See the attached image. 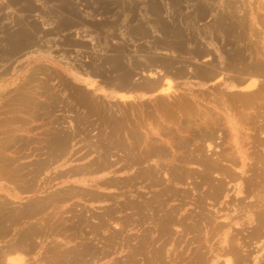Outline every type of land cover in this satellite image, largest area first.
<instances>
[{"label":"bare ground","instance_id":"6f19581e","mask_svg":"<svg viewBox=\"0 0 264 264\" xmlns=\"http://www.w3.org/2000/svg\"><path fill=\"white\" fill-rule=\"evenodd\" d=\"M88 1H90V0H88ZM238 1L239 0H222V3H223L222 7L224 6L223 8H225L223 10L224 12L222 14H219L217 17H214V19H213L216 22L215 28L211 32V34L214 35V40H218L220 37H221L220 39L222 41H224V43L226 41L228 42V38H230L232 40V42L234 40V44L231 42H229V43L226 42L227 45L224 44V47H221L219 49L220 58H221V62H222V63H220L221 65L218 64L219 62L216 64L214 63L215 61L217 62V60H216V57L214 56L213 51L211 52L208 49L201 47V44L199 43V40L196 37V35H195V38H196L195 39L194 34L191 35L188 33V29L186 28V26L192 24V20H191L192 18H188V19L186 18L185 19L184 24L186 26H184L182 23H180L178 21L179 18L177 16L178 15L177 12L179 13V11L184 7L185 0L168 1L166 3H161V2L158 3L156 1L149 0L148 2H146V4L144 6H141L140 3L138 4L135 0H109V1L105 0L103 3H101V4H104L105 6H100L99 8H96L95 10H93V13H96L98 15L100 14V15L105 16L107 18V20L105 18L106 22L104 24H98L97 23L98 26L95 25L93 27L92 34H93L94 38H97V39L102 38L105 33L110 31V29L112 27L116 28L117 24H119L118 26L121 25V27H124V29L122 31L121 30H120V32L115 31L112 34V38H118V40L119 39L123 40L122 45L117 46V47L116 46L105 47L106 52L112 53L109 55L108 59H109V62L113 64V69L117 71V76L114 79H107L106 78L107 81H104V80L103 81L107 85V87H110V85L113 86V92H111L112 95H109V98L113 99L117 95L116 96L117 100H115V102L118 101L116 103L117 108H119L118 106H125V109H127V112H129V111H134L135 107H133V105L135 106L137 104L139 113L143 109H146V108L148 109V107L150 105L154 106L155 108L162 106V108L164 107L166 109H168V107L172 108L175 106H179L180 109H184L183 108V106H184L185 108H187L190 111V109L192 110V108L196 107V106H193L192 104H194V103H192L191 104L193 106V107L191 106L192 108L187 107L190 103H188V104L185 103L187 101V100L186 101L184 100V97L186 98V95L182 96L183 94L181 93V89L179 90V88H177L176 86H174V87H176L177 89H173L174 88L173 84H171L172 79L186 80V79L193 78V79L203 81V82L216 81L217 83H218V81H221L220 86H218L219 84H216V86H218V87H216V88L214 87V89L216 91H214V90L213 91L215 93L217 92V93L221 94L223 100L226 102V104L229 106L230 109L232 108L234 110V108H235V110H234L235 113L233 112L232 115H230L226 111V113L229 116L228 117L229 120H227V123L230 125V129H231L230 131L232 132V134H231L232 137L234 138L236 135H238L239 132H241L240 134H242V131L244 129H247V130L252 129V131H253V128L256 131L259 130L263 134L264 133V122H263V124L260 123V125H258V123L262 119H263L262 121H264V38H262L261 34L258 33L257 30L255 29L256 26L262 24V21H260V19L256 15V13H254V12L251 13L252 17H251L250 21L248 20V17L245 15L240 17V18L236 17L237 15L235 16V13L238 12V9H240V6H241V5H239V6L237 5ZM261 1H263V0H261ZM97 2H95V3H97ZM218 2H220V1H218ZM114 4H118V5H114ZM197 4H199V2ZM261 4L262 3H260V5ZM260 5H258V9L262 10V7H260ZM67 6H68V4L66 5V7ZM204 6L205 5L203 4L202 6L200 5V7H197V9L199 8V12H198L199 16H197V17H199V20L200 19L203 20L202 18H205V17L208 18L211 15V13L209 12L210 11L209 9L212 8L211 7L212 5L211 6L209 5L211 7V8L209 7V9L207 7H204ZM262 6H263V4H262ZM218 7H219L218 9H220V4ZM61 8H62V10L61 11L59 10L60 13L63 16L68 15L67 18L70 19L69 20L70 22L64 23L63 25L57 24L58 27L61 25L60 26L61 31L63 30L62 28H64L66 30V28H70V27L84 30L87 26L94 24L93 22L88 21L84 18H80L79 16L76 17L75 16L76 14H74V13H68L67 14L66 13L67 9L65 8V6L61 7ZM169 8L171 10H174V14H172V15L169 14V19L163 18L164 16H162V18H160L159 15H163V13L167 12V10ZM197 9H196V11H197ZM182 11H183V9H182ZM215 11H217V10H215ZM240 11H239V13H241ZM56 13L57 12H55V14ZM242 13L244 14L243 10H242ZM61 14H60V16H62ZM153 16H154V18L151 21L149 19L148 22H146V23L140 22V20L145 19L146 17L152 18ZM61 20H63V19L61 18L59 20L62 23ZM247 21H249V23H248L249 24L248 27L250 28L249 32H247L245 29V25H246ZM64 22H66V21L64 20ZM130 23L131 24L133 23V25H132L133 27L131 26ZM210 25H212V24H210ZM115 28H113V29L116 30ZM91 29H92V27H91ZM59 30L60 29L58 28V31ZM215 30H218V32H220V33L215 32ZM154 32H156L157 35H161V38L160 39L158 38V40H155L151 47H149L148 49H144L142 46H140V48L136 47V49L133 51V53L129 52V51H131V48L128 47V44L126 45V43L128 41H132L135 43V42H137V40L139 38L145 39V37L150 36V34H153ZM262 35H263V33H262ZM86 36H87V34H86ZM170 38H171V40H169ZM178 38H180V40H178ZM210 38L213 39V37L211 35H209L208 37H204L203 39L205 41L206 40L207 41L212 40ZM70 40L65 39L64 43L69 44V45L71 44L70 46H75L74 42L73 41L71 42ZM43 41H44L43 38L40 39V38L33 37V39H32V38H29L28 35H23L22 33L18 34V35L6 37L5 42H7V44H6L7 46H6V50L2 54H5L6 59H9V60L17 59V58L22 57L23 55L24 56L28 55L29 53L31 54L33 52H39L41 50L40 47L42 46ZM44 45L46 46V44H44ZM81 45L84 47V44H82V42H81L80 45L79 44L77 45V46H79V49H81L80 48V47H82ZM136 46H138V45H136ZM190 46H193V48L189 49ZM133 48L134 47H132V49ZM83 50H84V48H83ZM85 50H88V49H86V47H85ZM156 51H165V52H170V53L173 52L174 54L177 53V57L183 53L184 54L187 53L190 55L192 54V56L194 55L195 58L196 57L208 58V60L205 59L204 61L211 60V62L209 61L210 63H208L206 65H198L197 67H195L196 69L193 70V72L191 74H188L187 72H185V69H183V66L177 67V63H176L177 61L175 62L174 60H168L169 58L161 60V59H156L150 55H146V54L156 52ZM2 54H1V56H2ZM190 62H192V61H190ZM235 62H237V63H235ZM203 64H205V63H203ZM76 70L78 72H84V74H86V75H93V76H97V77L103 76V72H102L103 69L101 70L100 68H97V66L93 67L91 65H87V66L79 67ZM138 75H141V76L146 75L147 77H145L142 80H135L134 77L138 76ZM103 77H105V76H103ZM87 79H90V78H87ZM170 79H171V81H170ZM1 80H2V78H1ZM71 83L69 82L68 84L71 85ZM223 84H225L230 89L236 88L237 89V90L235 89L236 92H234V91L232 93L229 92L228 93L229 95H227L226 92L224 94L223 91H225V90L221 87V86H223ZM106 85H105V87H106ZM201 86H203V85H201ZM26 87H25V83L16 87L19 89H17L16 93H14V95L12 97V102L15 105V107L17 106V107H20V109L25 108L27 110V107H24L23 105H26V104L37 105V103L34 102V100H36V99L30 97L29 95H28V97H30L29 99L30 100L32 99L33 102L29 101L30 102L29 103L27 100V97L26 98L23 97L26 94L23 95L21 90L26 88ZM68 89H70V88L68 87ZM76 90H77V88H76ZM79 90H80V92H82L81 90H83V89H79ZM179 91L181 94L179 93V95H178ZM193 91H195V90H193ZM184 92H186V91H184ZM207 94H209V93H206V95L205 94L204 95L205 96L210 95V94L209 95H207ZM82 95L84 97L86 96L85 93L84 94L82 93ZM172 95L174 97H172ZM189 96H190V94H189ZM225 96H226V99L224 98ZM79 97H81V95H79ZM91 97H94V96L92 95ZM98 97L99 96H97V97L95 96L96 99ZM99 98H98V100L95 99L96 102H93L94 104H92V103L91 104L89 103V104L91 106L92 105L95 106V108L96 107L99 108L100 106L103 105L102 104L103 101L101 102V99L99 101ZM187 99H189V98H187ZM209 100H211V98ZM218 100H219V98H218ZM83 102H85V101H83ZM110 103L112 104V102H110ZM81 104H83V107L86 106V105H84V103H82V101H81ZM99 104H102V105H99ZM33 105H31V106H33ZM199 105H200V103H199ZM107 106H108V104H106L104 107H107ZM37 107L39 108L40 106L37 105ZM37 107H35V109L38 111ZM108 107L110 108V106H108ZM179 107H177V109ZM11 108L14 109V107H11ZM28 108H29V106H28ZM196 108H198V107H196ZM85 109H88V108H85ZM102 109L104 110V111L101 110V111H103L102 113H105L107 111L106 108H105L106 111L104 108H102ZM119 109H122V107H120ZM130 109H132V110H130ZM173 109L174 108H172L171 110L173 111ZM212 109H210L209 111L208 110L200 111L201 109L199 111H196L198 114V115H196V117L197 118L199 117L202 119V122L200 124L203 125L202 127L204 129H201L200 124H197V126L200 125L198 128L195 126V124H193L195 126V128H197V130H198V131H193L194 128L191 129L190 128L191 126H190L188 129H191L192 133L188 132L189 130H186L189 134L191 133L189 138L184 137V139L181 138L182 139L181 140L178 137L180 139L181 143L178 142V144H180V145H177L178 146L177 149H179V146H181V148H184V150L187 151L186 147H190L189 145H193V143L191 144V142H190L191 140L192 141L195 140L194 145L196 144V139L198 140V142L199 141L204 142L203 145L205 143H209V145H211V144H213L212 143L213 141H216L215 139L217 137L216 136L217 130L219 131L220 129H222V126H220V125H222L221 118H223L222 117L223 114H220V112H215ZM148 110L150 111L151 108ZM148 110H146V111H148ZM188 110H187V112H188ZM111 111H109V113L106 112L105 115L106 116L108 114L110 115ZM135 111H137V110H135ZM151 111H153V109ZM155 111H156V113L157 112L160 113V110L159 111L155 110ZM164 111H161V113H163ZM168 111L166 110V112H168ZM176 111L177 110L175 109V113H176ZM179 111L182 112V110H179ZM184 111L185 110H183V112ZM17 112H18V109H17ZM124 112L126 113V111H124ZM137 112H135V113H137ZM153 112H152V114H153ZM166 112H164V113H166ZM31 113H33V112H31ZM98 113L100 114V112H97V114L94 112V115L96 114V116H99ZM125 113L123 115H125ZM129 113L131 114V112H129ZM145 113H147V112H145ZM184 113H186V112H184ZM189 113H192V116H194L193 112H189ZM101 114H100V116H101ZM115 114H116V112H114V115ZM130 114H128V115L130 116ZM142 114H141V116H142ZM149 114H150V112H149ZM109 115L107 117H109ZM121 115H122V113L120 114V116ZM36 116H37V114H36ZM36 116H34V118H36ZM190 116H191V114H190ZM100 118L101 117H99V119ZM122 118L120 117L121 122H123V120L127 119V118L126 119L123 118V120H122ZM187 118H188V115H187ZM197 118L195 120L192 119V122H193V120L196 121ZM19 119H21V118H19ZM114 119L116 120L115 117H114ZM165 119H166V117H165ZM188 120H189V118H188ZM128 121H129V119H128ZM189 121H191V120H189ZM55 122H56V120H55ZM102 122H103V120H102ZM140 123H142V122H140ZM224 123L226 124L225 121H224ZM5 124H7V122ZM2 125H3V123H2ZM123 125L125 126V124H123ZM132 125L130 124V126H132ZM7 126H9V128H10V126H12V125L8 124ZM116 126L118 127V125H116ZM3 127L6 128V125H4ZM187 127H188V125H187ZM1 129H3V128H1ZM125 129H129V128H125ZM223 129H224V127H223ZM3 130H6V129H3ZM15 130L13 132H17ZM114 130H116V128ZM124 130H123V132H124ZM132 130H133V133L131 132V135L129 134L130 136L128 135L129 137H126L125 142H122V143L118 142V144H116L114 142L115 145L112 144V141H110V143L112 145L110 143H109L110 145H107L108 140L105 141L103 138L102 142L104 143V141H105L107 144L101 143L97 146V148L94 149L93 154L91 152L87 153V156L95 155L92 161L90 159L86 163L79 165L77 168L74 167V168H71L68 170H63L59 174L57 173L56 176H53L54 178L51 177V178H53V180H59V183H62V184L67 183L70 180H74L77 183L84 184L85 187L79 188V189L78 188L72 189L71 187H70L71 189H68L67 187H66L67 189L66 188L65 189H63V188L62 189L61 188L60 189H51V191L47 192L46 195L43 194L44 196H41L40 198L39 197L36 199L33 198V200H30V201H27V202L21 203V204H15L16 202L14 203V199L16 198V194L20 193V192H27V193L30 192L31 193V191L33 192V191H35V189L37 190V188H35V183H37V182H35V179H36L38 172L40 175H41V173H40L41 170H42V172H46L43 170L47 169L51 165L52 162L49 163V161H48V163L47 162L41 163L39 165V168L36 167V170L38 169L37 172H35V168H33L31 172L28 169V171L26 173H28V172H30V173H28L27 179L22 181V176L20 174L22 171L21 167L24 168L23 166H25V165H21V164L15 165L14 164V161H15L14 158L15 157H12V159H10L11 156L9 155L10 156L9 157L7 154H5L6 156L9 157V159H8V157L5 156L6 157V159H5L2 157L4 154L3 153L4 151L1 152L3 154L0 156L1 157L0 158V178H1V180L5 179L6 177L8 178L7 175L9 173H11L10 177L17 184L15 187L19 190H18V192H14V190L9 191V189H8V190H6V193L8 192L7 195H4V196L0 193V264H34V263L36 264L37 262H38V264H100V263H97V261L98 260L100 261L101 259H105L107 257V255H105V254L103 255V253H101V250H102L101 246L98 247V248L101 247L100 250L96 249L95 246L97 243L94 242L95 243V246H94L92 243L89 242L88 234H89V236L92 233H93L92 235H94V234L96 235L97 233L100 234L101 232L108 230V233L109 232L111 233V234H109V236L111 235L113 239H116V238L118 239L121 237L120 232L124 233L123 228L125 226L126 227L130 226V228L131 227L135 228V226H139L141 228H144L143 224L144 223L146 224L148 222H149V224L152 223L153 227L152 226L150 227V225L148 226V229L145 227L146 228L145 233L143 231H141L144 234L141 235V237L139 235L140 238L138 239V241L136 240L135 244H137V246H135V247L133 246L135 248L134 249L135 253H137V252H139V254L145 253V256H143V257H145L144 261L142 260L143 263L140 262V264L141 263L142 264H264V163H263L264 162V156H263V153H259L258 150L257 151L254 150L255 152H253V155L251 154L252 157H250L251 155H248L247 151L242 149L243 147L248 145L247 142L250 143V141H248V140L246 141L244 139V138L249 136L248 133L245 136V132H243L244 138L241 135L238 136V138L241 137V140L238 138L235 139V141L238 143L236 145H238V146L240 145L238 148L239 156H237L236 153L234 152L236 149L232 150V152L235 153V155L237 157H235V155H233V153H231V149H230V151L229 150H220L221 152L219 151L220 154L217 155V157H215L216 159L214 158V156H213L214 159L212 157H206V156H204V154H206V152L202 148L203 146L202 147L200 146L201 142L197 143V145H199V146L195 145V146H197V147H195L196 149L194 148L195 149L194 154L198 153L197 156H199V158L194 156V157H196V159H191L190 158L191 155H189V157H187V155H185L187 152H189V154L193 153V151L190 152V150H192V149H190V150L188 149L189 151H187V152H184V150L181 148L179 149L180 151L183 150V152L185 154L183 152L182 153L187 157V158H185V160H182V158L185 157L182 154L183 155V157H181L182 161L189 162L188 164H190V163H195L196 165L198 164L199 168L200 167L202 168L201 180L199 183L197 181L198 185L197 184L194 185L195 188H193V190L196 189L198 191V189H199V192H200L201 191L200 189L202 187L203 188L205 187V191H206V192L203 191V192H201V194H198L196 197L197 198H198V196H200V197L196 200L194 199V197L191 198L192 203H193V200H195L194 206H196V208L195 207H193V208L195 210L196 209H198V210L197 211L194 210L195 212L191 213L190 211H193V209H192L189 211L190 213L186 212L189 214L183 215L182 213H180L181 212L180 206H178V207L175 206V208L174 207L173 208H171V207L167 208L166 207V205L170 201V198L174 199L175 194H177L179 197L181 195L180 192H179L180 195L178 194V192H175L177 190L181 191L180 189H178V188L176 189V187H175V191H174L173 186H170V185L179 184L180 182L183 181V178H184L183 177V174H184L183 171H185L187 169V167L185 166L186 169L183 170V168H185V167H183L184 165L180 164L179 163L180 161H179L178 163L180 164V166L182 165V167H183L181 169V171L183 170L181 173V171L178 170V166H175V165H178V163L176 164V161L180 159V156H179V158L177 157L176 161H174L175 158L172 160L173 162H175L174 167L177 168V170L172 166V168L175 169L174 170L175 172L172 173V175H173L172 177L169 175L170 179L171 178L172 179L170 180L168 178V180H167L168 184L165 186V188L159 189L160 191L159 190L157 192L155 191V193L154 192L152 193V191L150 189L151 192L150 191H148V192L151 194H154V196L150 195V197L151 196L152 197L151 198L147 197V199L144 198L145 200H142L145 195L142 194L143 196H139V195H141L140 192L139 193L136 192V189L138 190L140 188H143L145 190H149V188H151V186H152V179L154 177H156L157 172L159 170L161 171V167H164V165H162V166L160 165L161 166L160 167L158 164V161L155 160L156 161V163H154L156 165V166L154 165L155 169H154V167L153 168L151 167L152 165L144 166L146 169L144 167H143L144 169L143 168L141 169L139 166L140 170H142V171L138 170L139 168L138 169L136 168V170H138L139 172H137V173L134 172L132 175H129L130 170H133L132 168L135 167V165L142 164L143 162H146V164H147V162H148L147 160H149L148 163H150L154 159H158V158L159 159L161 158V160H162V158L164 160H167L168 157H164V156L169 155L170 152L167 153L166 149L168 150V148H165L166 145H165V147H163L162 144L159 145L158 143H154V141H155L154 139L153 140L150 139L151 141L149 139H147V140H149V142L146 139H145L146 142L142 141L143 139L141 137H138V135H136L134 133L135 130L134 129H132ZM110 131H112V130H110ZM165 131H166V129H165ZM13 132L11 131V133H13ZM137 132H140V130L138 131V129H137ZM101 133H103V131ZM117 133H118V131L116 132V134ZM119 133H121V132H119ZM162 133L164 134V131H162ZM222 133H224V132H221V134ZM106 134H108V132ZM111 134L114 135V133H110V135ZM125 134H126V130H125ZM125 134H124V136H125ZM148 134L151 136L153 133L152 134L148 133ZM221 134L219 135V138L225 141L227 135H225V134L221 135ZM101 135H103V134H101ZM113 135H112V137H115ZM118 135L122 136L121 134H118ZM165 135H166V132H165ZM173 135H175V134H173ZM177 136H180V135L177 134ZM14 137H15V135L14 136L13 135H10V136L7 135L4 138L5 140L4 141L2 140L3 143L7 144V145L2 144L3 146L0 145L2 150H6V151L9 149L11 150V147L15 148V150L13 148L14 151H16L17 149H19V150L24 149L20 145V144H22L23 139H21L22 140V142H21L20 139L17 140L18 139L17 136H16V138H14ZM66 137H67L66 135H59V136H56V138H55V136L51 137V138L56 139L54 142L55 149L57 148L56 150L62 149L61 146L65 145L66 140L69 141L68 140L69 138L67 139ZM173 137L176 138L175 136H173ZM250 137H251V135H250ZM108 138L110 139V137H108ZM242 138H243V140H242ZM251 138H253V136ZM262 138L258 139V137H255L251 143H253V145H255V147H259V148L264 149V140ZM72 139L74 140L75 138H72ZM199 139H202V140H199ZM24 140H26V139L24 138ZM116 140H119V139H116ZM172 140H173V138H172ZM244 140L246 141V144H247V145L245 144V146H243L239 143V142L244 141ZM71 142H72V140H71ZM175 142H177V140ZM222 142H220V143H222ZM225 142H223V143H225ZM174 144H172V145H174ZM176 144H175V146H176ZM228 144H230V143H228ZM242 144H244V143H242ZM58 145H59V148H58ZM220 145H222V144H220ZM225 145L226 144H224V147H226ZM230 145H232V144H230ZM241 146H243V147L241 148ZM48 148L49 147L47 146V149ZM66 148L68 149V147H66ZM212 148L214 149L215 147L212 146ZM212 148H211V150H212ZM252 148H253V146H252ZM67 149H65V150L67 151ZM221 149H222V147H221ZM113 150L114 151L119 150L120 152L122 151V153L125 152V154L123 156L124 158L123 159H122V157L119 158V160L120 159L123 160V161L120 160V162H122V163L124 162V164L120 163L122 165H120L119 167H118L119 161H118V163H114L117 160L114 161V160L110 159L111 156H113L112 154L117 152V151L114 152ZM136 150H138V151L136 152ZM20 151H17L15 153H18ZM62 151H64V150H62ZM227 151H229L230 153ZM116 154H114V155H116ZM249 154H250V152H249ZM211 155H214V153ZM63 156H64V154H63ZM82 156H84V154ZM82 156H80V157H82ZM85 156H86V154H85ZM170 156H172V155H170ZM61 158L62 157H60V160H61ZM86 158H88V157H86ZM51 159H49V160H51ZM53 159H54V157H53ZM53 159H52V161H54ZM55 159L57 160V157H55ZM77 159H79V156ZM82 159H83V157H82ZM151 159H153V160H151ZM247 162H249V163L251 162V164H250L251 166L249 168H246V166L249 165V164H247ZM36 163H38V162H36ZM182 163H184V162H182ZM143 164H145V163H143ZM185 164H187V163H185ZM239 164L242 168L241 174H238V172L237 173L233 172V170H232V169H234V171H235V168H239L238 167ZM19 165H21V166H19ZM12 166H13V168H12ZM8 169H10V172L8 171ZM25 170H27V169H25ZM191 171H193V169ZM7 172H8V174L5 175ZM162 172L166 173L168 175V173L166 171L164 172V169H162ZM170 172H172V171H170ZM117 173H124V174L129 175V177H126V179L124 181H120L118 179L111 180L110 178L106 179L107 175L108 176L111 174L115 175ZM163 173H161V174H163ZM185 173H186V171H185ZM187 173H190V172H187ZM24 174H25V172H24ZM29 174H32V175L30 176ZM199 175H200V172H199ZM214 175H216L215 176L216 178L213 177ZM189 176H190V174H189ZM191 176H193V175L191 174ZM158 177L159 176H157V181H158ZM193 177H195V175ZM197 177H200V176H197ZM37 179L39 181V177H37ZM159 179L162 181L161 178H159ZM187 179H184V180L187 181ZM147 180H148V182H149V180L151 181L150 184H148L149 186L146 185L147 184V182H146V184H144V187L142 186V187L137 188L136 183H141V182L144 183ZM9 181H10V179H9ZM51 181L52 180H50L49 182H51ZM41 182H40V184H42ZM232 182H235L234 184L235 185L237 184L236 186H238L236 191H237L239 197L235 198V199L231 198L230 197L231 195H229V192H228L230 184ZM156 183H158V182H156ZM154 184L155 183H153V185ZM162 184H164V183H162ZM32 185H34V186H32ZM36 185H38V184H36ZM40 187H42V186H40ZM40 187L38 186V188H40ZM86 187H88V188H86ZM157 187L162 188V186H157ZM153 188H154V186H153ZM102 189H109V190L116 189L118 192L116 195H111V194H107V193H101L100 190H102ZM155 189H157V188H155ZM1 190H2V188L0 189V191ZM197 191H195V192L197 193ZM184 192L185 193L182 192L183 194L181 196H183V198H186L187 194H188V193L186 194V192H188V191L186 190ZM132 193L134 195H132ZM3 194H4V192H3ZM129 194L132 195L130 197H133L134 199L133 198L131 199L130 197H129L130 199H128L127 196H129ZM122 197H124L123 198L124 199L123 204L122 203L120 204V202H119V204L117 206H114V207L113 206L109 207L110 206L109 205L108 207L106 206L107 207L106 208L105 206H103V208H106V209L102 210L101 212H97V213H91L90 212L91 209L89 210V207L91 205H93V203L102 204V203H106V202H111L113 204L115 203V205H116L118 200H120V198H122ZM178 198H176V200H175L176 202H177ZM189 198H190V196H189ZM248 198H250V200H248ZM239 200H241V201H239ZM179 201H178V203H179ZM237 201H239L240 203L237 204L236 203ZM183 202L186 203L188 201L183 199V200H181V203H183ZM206 202H209V204H211L213 206H217V207H219V205H220L219 208L221 210H222V207H224V206H225V209H227V211H229V209H231L232 212L235 210V214L224 213L223 211H225V209L223 211H221V210H219V208H217L211 212L210 210H207L206 205H209V204H207ZM186 204H188V203H186ZM179 205H180V203H179ZM182 205H185V204L183 203ZM171 206H174V205H171ZM125 209H131V210H129V212L130 211L132 212V210H133V213L137 214L140 218L134 223L130 222L131 223V225H130V223H129L130 220L128 221V219H127V220L122 221L121 216L119 217L120 219L118 217H116V212L121 213L123 211H126ZM223 214H225V216H227V217H226V219L221 220L220 217ZM121 215H122V213H121ZM90 218H92V220L96 221L95 225H91V219ZM126 218H128V217L126 216ZM187 219L190 220V223H187ZM108 222L111 223L112 225L115 224V227H117L118 229L114 228L115 229L114 231H110L109 227H108V225H110V224ZM233 222L235 224L234 226H238L237 228H234L232 226ZM68 223L70 225H68ZM69 226H71V227H69ZM174 226L181 227V229L183 230L182 233L187 232V235H188V233L189 234L192 233L194 235V237L193 236L191 237V238H194L193 242L197 243V247L194 246V244H191L194 246L193 247L194 249L196 247V249L194 251H193L192 247H191L192 250L187 249V247H189L188 244L191 243L192 239L186 245L187 247L183 248V249L186 248L187 249L186 251L185 250H183V251L179 250L181 247V243H178L177 241H175L176 246H178L177 248H176V246L173 247L175 249L168 248V244L170 241L169 239H171L172 236L175 234V233L172 234V231H173L172 228ZM149 227H150V229H149ZM126 229L127 228H125V230ZM120 230H123V231H120ZM118 231H120V232H118ZM179 232L181 233V231H179ZM71 234H72V236H71ZM75 235L78 236V238H76ZM100 235H99V237L102 236V235L101 236ZM183 235H184V233H183ZM74 236L76 239L80 238L79 240H81L80 242H77L78 244L76 243L77 246H71L72 245L71 242L73 243L75 240ZM109 236L107 235V237H108L107 239H109ZM118 236H120V237H118ZM180 237H181V235H180ZM128 238H129V236H128ZM131 238L129 240L132 241ZM136 238H138V237H136ZM181 238H180V242H182ZM58 239H61V242L60 241L56 242ZM125 239H122V240L124 241ZM103 240H104V238H103ZM103 240L101 238V241H103ZM134 240H135V238H134ZM158 240H160V243H158ZM178 240H179V238H178ZM101 241H99V242H101ZM126 241H128V239L125 240V243H126ZM108 242H110V241L108 240ZM113 242H114V240L112 241V243ZM129 242L130 241H128V243ZM101 243H103V242H101ZM112 243H111L110 247H112ZM170 243H172V242H170ZM175 243H174V245H175ZM177 243L180 245V247H179V245H177ZM105 244H107V243H105ZM105 244L103 243V246ZM130 244L132 247V242ZM107 247H109V245ZM133 247L131 249H133ZM113 248H115V247H113ZM127 248H128V246H127ZM107 249L109 250L110 248H107ZM105 250H103V251H105ZM130 250H129V253H130ZM134 251H132V252H134ZM106 253H108V252H106ZM185 253H188L189 255L186 256ZM34 254L36 256H38V259L35 260V262L32 260L34 263L30 262L31 261L30 259L27 260L24 256V255L29 256V255H34ZM127 255H129V254H127ZM137 255H138V253H137ZM108 256H109V253H108ZM131 256L134 257L135 254L133 253ZM143 257L141 255L142 259H143ZM108 259H109V257H108ZM136 259H131V260L129 259V261L126 260L128 262L127 264H138L139 262L138 261L136 262ZM140 259H138V260H140ZM118 261H119V259H118ZM118 261L116 262L117 264H118ZM111 264H113V263H111Z\"/></svg>","mask_w":264,"mask_h":264},{"label":"rangeland","instance_id":"374dc122","mask_svg":"<svg viewBox=\"0 0 264 264\" xmlns=\"http://www.w3.org/2000/svg\"><path fill=\"white\" fill-rule=\"evenodd\" d=\"M104 1L105 0H103V1L102 0H90V1H88V0H0V33H1L0 34V49H1L0 50V145L1 146L7 145V144L3 143V141L5 140L4 138L7 135H9V136L10 135H13V136L15 135L14 138H16V136H17V138H18L17 140L20 139V141L22 142L21 139H23V142L20 145H21L22 148H24V149H20L21 151L19 149L14 151L15 148L13 147L14 148V150H13V148L11 147V150L9 149V150L6 151V150H2V148L0 147V153L2 151H4L3 152L4 154L1 153L0 156L3 154L2 157L6 159V157H8L10 155L11 156V157L9 156L10 159H12V157H15L14 158V160H15L14 164L15 165H18V164L25 165V166H23L24 168L21 167V170L23 171V172L21 171V173H20L21 176H22V181L27 179L28 173H30L33 168H35V172H37L38 169L36 170V167L39 168V165L41 163H43V162H47L48 163V161H49V163L52 162L51 165L47 169L43 170V171H46V172H42V170H41L40 171L41 175L38 172V174L36 176V179H35V182H37V183H35V188H37V190L35 189V191H33V192L31 191V193L30 192H28V193L27 192L17 193L16 194V198L14 199V203L16 202L15 204H21V203H25L27 201L33 200V198H35V199L38 198V197L40 198L41 196L46 195L47 192L51 191V189H60V188L61 189L62 188L65 189L66 187L68 189H71V188L72 189L73 188L74 189H76V188L79 189V188L85 187L84 184L77 183L74 180H70L69 182L64 183V184L59 183V180H53V178H54L53 176H56L57 173L59 174L63 170H68V169H71V168H74V167L77 168L79 165H82V164L86 163L90 159L92 161L95 155L87 156V153L91 152L93 154L94 153V149L97 148V146L99 144L106 143L105 142L106 140L109 141V142L107 141V143H108V144L106 143L107 145L111 144L110 141H112V144H114V145H115V143L118 144V142L119 143L125 142L126 141V137H129L131 135V132L133 133L132 129H134L135 130L134 133L136 135H138V137H141L143 139L142 141L146 142L147 139H149V140L150 139L151 140L154 139L155 140L154 143H158L159 145L162 144L163 147H165V145H166L165 148H168V150L166 149L167 153H169V152L171 153V154L169 153V155L164 156V157H168L167 160H164L163 158H162V160H161V158L160 159L159 158L158 159H154V160L151 159L154 162L151 161L150 163H148L149 160H147L148 161L147 164H146V162H143L145 164L142 163L143 165L142 164L135 165V167L132 168L133 170H130L129 175H132L134 172L135 173L139 172L138 170H140V168L142 169L144 166L152 165L151 167L152 168L154 167V169H155L156 165L154 163H156V161H158L159 166L160 165L161 166L164 165V167L160 166L161 167V171L159 170L157 172L156 177H154L152 179V186H151V188H149V190H145L143 188H140L138 190L136 189V192L137 193L140 192L141 195H139V196L145 195L143 197V199H142V200H145V199H147V197L151 198L152 196L150 197V195L154 196V194H151V193L148 192V191H150V189H151L152 193L153 192L155 193V191L157 192L159 189L165 188V186L168 184V181H167L168 178L170 179L169 175L172 177L173 176L172 173L175 172L174 170L175 169L177 170V168L174 167V165H175L174 163L175 162H173L172 160L175 158L174 161H176L177 157L179 158V156H180V159L176 161V164L180 161L179 163L183 164L184 165L183 167L186 166L187 169H186V167L183 168L182 165L180 166L179 163H178V165H175V166H178V170H180V171H181L182 168H183V170L186 169L185 170L186 173H185V171L182 170L183 173H184L183 174V177H184L183 181L184 182L182 181L179 184L170 185V186H173L174 189L173 188L172 189L174 191H175V187H176V189L177 188L180 189L183 193H185L184 191L187 190L188 191V192H186V194L188 193L187 197H186L187 199L183 198V196H181L183 193L181 191L177 190L175 192H178V194L180 192L181 193V195L179 194L180 197L177 194H175L174 199L170 198V201L168 202L169 205L167 204L168 206L166 205V207L167 208H170V207L171 208H173V207L175 208V206H177V207L180 206L181 207V212L180 213H182L183 215L189 214L190 212L194 213L195 211L198 210V209L195 210L193 208V207L196 208V206H194L195 205L194 201L200 197V196H198V198H197L196 196L198 194H201V192H203V191L206 192L205 191V187L204 188L202 187L200 189L201 190L200 192H199V189H198V191L196 189L193 190V188H195L194 185H196V184L198 185V183L201 180L202 168L201 167L199 168L198 164H197L198 166L195 163L188 164L189 162H185V161H182V160H185V158L189 157V155H191L190 156L191 159H196V157L199 158V156H197L198 153L194 154V150L196 149L195 147L199 146V145H197V143H199V142H201L200 146L201 147L203 146L202 148L206 152V154H204V156H206V157H212L213 158V156H214V158H215V157H217V155L220 154V152H221L220 150H229L230 151V149H231V153H233L232 150L236 149L234 152L236 153L237 156H239L238 148H239L240 145L239 146L236 145L238 143L235 141V139H237L238 136H240V135L243 137V132H245V136L248 133L249 136L247 135L248 137H246V138L243 137V138L246 141L247 140L250 141V143L247 142V144H248L247 145L245 140L239 142L243 146H245V144L247 145V146H245L246 148L243 147V146H241V148L243 147L242 149L246 150L248 155H251V154L253 155V152H255L254 150H256V151L258 150V152L259 153H263V156H264V152H263L264 149L263 148H259V147H255V145H253V143H251L252 140L255 137H258V139L262 138L264 136V133L262 134L259 130L256 131L254 128H253V131H252V129L251 130L244 129L242 131V134H240L241 132H239L238 135H236L234 138L232 137V135H231L232 132L230 131L231 130L230 129V125L227 123V120H229V118H228L229 116L226 113V111L230 115H232V113L234 112L235 108H234V110L232 108L230 109L229 106L226 104V102L223 100L221 94H219L217 92L216 93L214 92V91H216L214 89V87L216 88V87L220 86V84H221L220 82L221 81H218V83H217L216 81L203 82V81H199V80H196V79H193V78L186 79V80L172 79V83L171 84H173V87L176 86L177 88H179V90L181 89V93L183 94L182 96L186 95V98L184 97V100L185 101L187 100L185 103L186 104L190 103L187 107L188 108H192L193 106L198 107V108L193 107L192 110L190 109V111L187 108H185L184 106H183L184 109H180L179 106L172 107V108H174L173 111H172L171 107L170 108L168 107V109H166L164 107L162 108V106H161V107H158L159 108L158 109V108H155L154 106L150 105L151 107L149 106L148 109L151 108V110L153 109L154 112L151 111V110L149 111L146 108V109L141 110V112L139 113L138 106L136 104L135 106L133 105V107H135L134 111H129V112H131V114H132L131 115L129 112H127V109H125V106H118L119 108L122 107V109L117 108V104L116 103L118 101L115 102V100H117V98H116L117 95L113 99L109 98V95H112L111 92H113V86L110 85V87H107V85L104 83V81H107V79H114L117 76V71L113 69V64L110 63L109 59H108L109 55L112 54V53L111 52L110 53L106 52V50H105L106 48L105 47H107V46H116L117 47V46L122 45L123 40H120V39L118 40V38H112V34L115 31H117V32H120V30L122 31L124 29V27H121V25L118 26L119 24H117L116 28L112 27L110 29V31L105 33L102 38H100V39L94 38V36L92 34L93 27L95 25L98 26V24H104L106 22L107 18L105 16L100 15V14L98 15L96 13H93V10H95L96 8H99L100 6H105L104 4H101ZM107 1H109V0H107ZM135 1L138 4L140 3L141 6H144L146 4V2H148L149 0H135ZM153 1H156L158 3H160V2L161 3H166L168 1H181V0H161V1L160 0H153ZM218 1H220V2H218ZM95 2H97V3H95ZM198 2H199V4H197ZM202 3L205 5L204 7H207L208 9L212 5L211 6L212 8L210 7L211 9H209L210 10L209 12L211 13V15L208 18L205 17V18H202L203 20H201V19L199 20V17H197V16H199V13H198L199 12V8L197 9V7H200V5L202 6L203 5ZM260 3H262L263 6H262V4L260 5ZM67 4H68V6L66 7ZM219 4H220V9H218L219 8L218 7ZM114 5H118V4H114ZM222 5H223L222 0H185L184 7L182 8L183 11L181 9L179 11V13L177 12V14H178L177 16L179 18L178 21L180 23H182L184 26H186L184 24L185 23V19L186 18L187 19L188 18H192L191 19L192 20V24L186 26V28L188 29V33L191 34V35L194 34V38H195V35H196V37L199 40V43L201 44V47H203L205 49H208L211 52L213 51L214 56L216 57V60H217V62L216 61L214 62L215 64L218 63V62H219L218 64L222 63L221 62V58H220L219 49L221 47H224V44L227 45L226 44L227 41L224 43V41H222L220 39L221 37L218 40H214V35L211 34L212 30L215 28V23H216L213 20L214 17H217L219 14H222L224 12L223 10L225 8H223L224 6L222 7ZM237 5L238 6L241 5L240 9H238V12L235 13V16L237 15L236 17H238V18H240V17L245 15V16L248 17V20L250 21L251 17H252L251 13H253V12L256 13V15L258 16L260 21H262V24L256 26L255 29L257 30L258 33L261 34V37L264 38V0L263 1H261V0H239L237 2ZM258 5H260V7H262V10L258 9ZM64 6L67 9V11H66L67 14L68 13H74V14H76L75 15L76 17L79 16L80 18H84V19H86L88 21H91L94 24L90 25V26H87L84 30L70 27V28H66V30L64 28H62L63 30L61 31V27L60 26L63 25L64 23L70 22L69 21L70 19L67 18L68 15L67 16L66 15L63 16L60 13V11L62 10L61 7H64ZM195 8L197 9V11H196ZM215 10H217V11H215ZM242 10H243L244 14L242 13ZM239 11L241 13H239ZM55 12H57V13L55 14ZM58 12L62 16H60V14ZM169 14L170 15L174 14V10H171L169 8L167 10V12L163 13V15H159V17L162 18V16H164L163 18H168L169 19ZM61 18L63 19V20H61L62 23L59 21ZM105 18H106V20H105ZM153 18H154V16L152 18L146 17L145 19H142L143 21L140 20L141 18L139 20H140L141 23H146V22H148L149 19L151 21ZM181 19L182 20L184 19V20L182 21ZM64 20L66 22H64ZM249 21H247V23H246L247 26L245 25V29H246L247 32L250 31V28L248 27ZM57 24H61V25L58 27ZM210 24H212V25H210ZM132 25H133V23L131 24V26ZM91 27H92V29H91ZM58 28L60 29L59 31H58ZM113 28H115L116 30H114ZM215 32H218V30H215ZM261 32L263 33V35H262ZM21 33L23 35H28V37L32 38V39H33V37L40 38V39L43 38V40H44L43 43L46 44V46L42 43V46L40 47L41 50L39 52H33L31 54L29 53L28 55H25V56L23 55L22 57L17 58V59H12V60L6 59L5 54H2L6 50V46H7L6 45L7 42H5L6 41V37H10V36H13V35H18V34H21ZM155 33L156 32H154L153 34H150V36L145 37V39H142V38L140 39L139 38L137 40V42H135V43L132 42V41H128L126 43V45L128 44V47L131 48V51H129V52L133 53V51L136 49V47L140 48V46H142L144 49H148L149 47H151L155 40H158V38L159 39L161 38V35H157V33L156 34ZM218 33H220V32H218ZM86 34H87V36H86ZM209 35H211L213 37V39L210 38L213 41L212 40H209V41L206 40L205 41L203 39L204 37H208ZM65 39H69V40L71 39L70 41L71 42L73 41L75 46H70L71 44L69 45V44L64 43ZM229 39L230 38H228V42L227 43L231 42V43L234 44V40L232 42V40L230 39L231 40L230 41ZM169 40H171V38ZM178 40H180V38H178ZM81 42H82V44H84V47L81 45L84 48V50H83L82 47H80L82 49L81 50V49H79V46H77L78 44L80 45ZM136 45H138V46H136ZM85 47L88 50H85ZM132 47H134V48L132 49ZM192 48H193V46L189 47V49H192ZM1 54H2V56H1ZM146 55H150V56H152V57H154L156 59H161V60L169 58L168 60H174L175 62L177 61L176 62L177 63V67L183 66V69H185V72H187L188 74H191L193 72V70L196 69L195 67H197L198 65H206V64L211 62V60H209L210 62L207 61L208 58H199V57L195 58L194 55L192 56V54L190 55V54H187V53H185V54L183 53V54H181L178 57H177V53L174 54L173 52L170 53V52H165V51H156V52H152V53H149V54H146ZM205 59H207V60L204 61ZM190 61H192V62H190ZM203 63H205V64H203ZM235 63H237V62H235ZM87 65H91L93 67L97 66V68H100L101 70L103 69L102 72H103V76H105V77H103V76L97 77V76H93V75H86V74H84V72H78L76 70L79 67L87 66ZM145 77H147V76L146 75H143V76L138 75V76H135L134 78H135V80H142ZM1 78H2V80H1ZM87 78H90V79H87ZM170 81H171V79H170ZM69 82L70 83L72 82L71 85L68 84ZM23 83H25V87L27 86L26 88L21 90L23 95L26 94L23 97H25V98L27 97L28 102L29 101L33 102L32 99L31 100L29 99L30 97L35 98L36 100H34V102H36L37 105L40 106L39 108L37 107V105H33V104H29L28 105V104H26V105H23L24 107H27V110H26L24 107H23L24 109H20V107H17V106L15 107V105L13 104L12 97H13L14 93H16V90L19 89V88H16V87L21 85V84H23ZM216 84H219V85L216 86ZM105 85H106V87H105ZM201 85H203V86H201ZM74 86L77 88V90H76V88ZM68 87L70 89H68ZM176 87H174L173 89H177ZM221 87L225 90V91H223L224 94L226 92L227 95H229L228 94L229 92L232 93L233 91L236 92V90H237L236 88L230 89L225 84H223V86H221ZM78 88L79 89H83V90H81L82 92H80V90ZM193 90H195V91H193ZM184 91H186V92H184ZM82 93L83 94L85 93L86 96L84 97L82 95ZM179 93H180V91L178 92V95H179ZM206 93H209L210 95L209 94H207V95H209L210 97L209 96H205ZM189 94H190V96H189ZM28 95L30 97H28ZM79 95H81V97H79ZM92 95L94 97H91ZM95 96L96 97L99 96L100 97V98L98 97L99 101H100V99H101V102L103 101L102 102L103 105L99 104V105L103 106V107L100 106L99 107L100 109L97 108V107L95 108V106H93V105L92 106L90 105L91 103L94 104L93 102H96V100H98V98L96 99ZM172 97H174V96L172 95ZM217 97L219 98V100H218ZM187 98H189V99H187ZM210 98H211V100H209ZM224 98L226 99V96ZM81 101L86 106L83 107V104H81ZM83 101H85V102H83ZM110 102H112V104ZM192 103H194V104H192ZM199 103H200V105H199ZM106 104H108V106H110V108L108 106L104 107ZM27 105L29 106L30 109L28 108ZM31 105H33V106H31ZM11 107H14V109L11 108ZM35 107H37L38 111L35 109ZM177 107H179V108L177 109ZM85 108H88V109H85ZM102 108H104V109L106 108L107 111H106V109H105V111L107 113H109V111L112 110L110 112V115L108 114L109 117H107L108 115L107 116L105 115L106 112L102 113L104 111ZM17 109H18L19 113L17 112ZM175 109L177 110L176 113L178 112L177 114L175 113ZM210 109H212L215 112H220V114H223L222 115L223 118L220 117L221 121H222V125H220V126H222V129L219 130L220 132L217 130V133H216L217 137L215 139L216 141L212 142L214 145L213 144L209 145V143H205L203 145L204 142H202V141L198 142V140L196 139V144L195 145H197V146L194 145L195 140L194 141L191 140L190 142H191V144L193 143V145H189L190 147H186L187 151L192 149V150H190V152L193 151V153L189 154V152L184 150V148H181V146H179V149L180 148L183 149L184 152H187L186 154L183 152V150L180 151L179 149H177L178 148L177 145H180V144H178V142L181 143L180 139L181 138L184 139V137H188L189 138L190 134L192 133V130H191L192 128L195 129V130L193 129V131H198L197 128L201 125L200 126L201 129H204L202 127L203 125L200 124L202 122V119L199 118V117L198 118L196 117V115H198L196 111H199V110L200 111H206V110L209 111ZM101 110H103V111H101ZM123 110L126 111V113ZM130 110H132V109H130ZM135 110H137L138 112L135 111ZM146 110H148V111H146ZM155 110H157V111L160 110V113L159 112L156 113ZM166 110L167 111L169 110V111L166 112ZM179 110H182V112L179 111ZM183 110H185L184 112H186V113H184ZM187 110H188V112H187ZM144 111L147 112V113H145ZM161 111H164L166 113H164V112L161 113ZM31 112H33V113H31ZM94 112L96 114H97V112H100V114L102 113L103 115L101 114V116H100V114L98 113L99 116H96V114L94 115ZM114 112H116L115 115H114ZM135 112H137V113H135ZM149 112H150V114H149ZM152 112H153V114H152ZM189 112H193L195 117L192 116V113H189ZM121 113H122V115L120 116ZM124 113H125L126 116L123 115ZM36 114H37V116H36ZM42 114L43 115L45 114V115L43 116ZM128 114H130V116ZM141 114H142V116H141ZM190 114H191L192 117L190 116ZM187 115H188L189 120H191V121L188 120ZM34 116H36V118H34ZM119 116L121 118L123 117L124 119H126V118L127 119L123 120V118H122L123 122H121V119H120ZM18 117L21 118V119H19ZM99 117H101V118L99 119ZM114 117L116 118V120L114 119ZM165 117H166V119H165ZM196 118H197V120L194 121ZM128 119H129V121H128ZM192 119H194L193 122H192ZM55 120H56V122H55ZM102 120H103L104 123L102 122ZM262 120L258 123V125H260V123L263 124L264 121H262ZM224 121L226 122V124L224 123ZM4 122L5 123L7 122V124H5ZM140 122H142V123H140ZM2 123H3V125H2ZM8 124H11L12 126H10V128H9V126H7ZM115 124L118 125V127ZM123 124H125L126 127ZM130 124L131 125L133 124V125L130 126ZM193 124H195V126L197 128H195V126ZM197 124H200V125L197 126ZM4 125H6V128L3 127ZM187 125H188V127H187ZM189 127L191 129H188ZM223 127H224V129H223ZM1 128L6 129V130H3ZM115 128H116V130H114ZM121 128L122 129L123 128L124 129L125 128H129V129H125L126 130V134H125V130L123 129L124 130V132H123V130ZM137 129H138V131L140 130V132H137ZM165 129H166V131H165ZM14 130L17 131V132H13ZM110 130H112V131H110ZM186 130H189L188 132H191V133L189 134ZM11 131L13 133H11ZM102 131H103V133H101ZM115 131L116 132L118 131V133L116 134ZM162 131H164V134L162 133ZM107 132H108V134H106ZM119 132H121V133H119ZM165 132H166V135H165ZM221 132H224V133L221 134ZM110 133H114V135L113 134L110 135ZM148 133H150V134L153 133L152 134L153 136L152 135L150 136ZM101 134H103V135H101ZM118 134H121L122 136H120ZM124 134H125V136H124ZM173 134H175V135H173ZM177 134L180 135L181 137L177 136ZM220 134L221 135H224V134L227 135L226 136V140L227 141L225 140L226 142L219 138ZM59 135H66L67 136L66 138L67 139L69 138L68 140L70 142L66 140V143H65L66 146L62 145L61 146L62 149L56 150L57 148L55 149L54 142L56 140L55 139L56 136H59ZM112 135L115 136V137H112ZM250 135H251V137L253 136V138H251ZM53 136H55V138H51ZM173 136H175L176 138H174ZM71 137L75 138V139L73 140ZM108 137H110V139ZM24 138L26 140H24ZM103 138L105 140L104 143L102 142ZM115 138L119 139V140H116ZM172 138H173V140H172ZM243 138H242V140H243ZM238 139L241 140V137H239ZM262 139L264 140V137ZM71 140H72V142H71ZM149 140H147V141L149 142ZM176 140H177V142H175ZM199 140H202V139H199ZM222 141L225 142V143H223ZM220 142H222V143H220ZM174 143L175 144L177 143L176 144L177 147L175 146ZM228 143H230L232 145H230ZM242 143H244V144H242ZM172 144H174V145H172ZM220 144H222V145H220ZM224 144H226L225 145L226 147H224ZM47 146L49 147L48 149H47ZM212 146L215 147L214 148L215 150L212 148ZM252 146H253V148H252ZM66 147H68L69 150ZM221 147H222V149H221ZM58 148H59V145H58ZM211 148H212V150H211ZM65 149H67L68 152ZM62 150H64L65 152L62 151ZM17 151H20V152L15 153ZM116 151L117 150H115L114 152H116ZM137 151L138 150H136V152ZM229 151H227V152H229ZM117 152H116L117 154L113 153L112 154L113 156H111L110 159H112L114 161L117 160L114 163H118V161H119V163H118V167H119L120 165L124 164V162L123 163L120 162L121 159L119 160V158L122 157V159H123L124 158L123 156H124L125 152L122 153V151L120 152L119 150ZM182 152L185 155H187V157ZM249 152H250V154H249ZM213 153H214V155H211ZM235 153H233V155H235ZM5 154H7L8 156H6ZM63 154H64V156H63ZM83 154H84V156H82ZM85 154H86V156H85ZM114 154H116V155H114ZM182 154L185 157H183ZM170 155H172V156H170ZM236 155H235V157H237ZM252 155L250 157H252ZM78 156H79V159H77ZM80 156H82L83 159ZM194 156H196V157H194ZM9 157H8V159H9ZM53 157H54V159H53ZM55 157H57V160L55 159ZM60 157H62L61 160H60ZM86 157H88V158H86ZM181 157H183L182 160H181ZM51 158L54 161H52ZM49 159H51V160H49ZM121 161H123V160H121ZM36 162H38V163H36ZM182 162H184V163H182ZM120 163H122V164H120ZM185 163H187V164H185ZM247 164H249V165L246 166V168H249L251 166L250 165L251 162L250 163L247 162ZM21 165H19V166H21ZM13 166H12V168H13ZM139 166H140V168H139ZM172 166L175 169L172 168ZM238 167L239 168H235V171H234V169H232V170H233V172H236V173L238 172V174H241L242 173V168H241L240 164H239ZM136 168L137 169L139 168V169L136 170ZM25 169H27V170H25ZM28 169H29L30 172L26 173L28 171ZM162 169H164V172L166 171L168 173V175L166 173H163ZM192 169H193V171H191ZM8 171L10 172V169H8ZM140 171H142V170H140ZM170 171H172V172H170ZM182 171H181V173H182ZM24 172H25V174H24ZM187 172H190V173H187ZM199 172H200V175H199ZM161 173H163V174H161ZM7 174H8V172L5 175H7ZM189 174H190V176H189ZM191 174L193 176L195 175V177L191 176ZM29 175L31 176L32 174H29ZM115 175H112V174L109 175V176L107 175L106 179L110 178L111 180L118 179L120 181H124L126 179V177H129V175L124 174V173H117ZM7 176H8V178L6 177L5 179H2V180L0 178V189L2 188L0 193L3 196L7 195L8 192L6 193V190H8V189H9V191L10 190L11 191L14 190V192H18V190H19V189H17L15 187L17 184L10 177L11 173H9ZM157 176H159L158 177V181H157ZM197 176H200V177H197ZM215 176L216 175H214L213 177L216 178ZM37 177H39V181H38ZM51 177H53V178H51ZM159 178H161L162 181ZM9 179H10V181H9ZM184 179H187V181L184 180ZM50 180H52L53 182L52 181L49 182ZM197 181H198V183H197ZM40 182L42 184H40ZM146 182H147V184H146ZM150 182H151L150 180H149V182L147 180L144 183L143 182L136 183V186H137V188L138 187H142V186L144 187V184L148 185V184H150ZM156 182H158V183H156ZM153 183H155L157 186H162V188L157 187L155 184L153 185ZM162 183H164V184H162ZM234 183L235 182H232L230 184L231 188L229 187V191H228L229 195H231L230 197L233 198V199L239 197L238 193L236 191L238 186H236L237 184L235 185ZM36 184H38V185H36ZM32 186H34V185H32ZM38 186L39 187L42 186V187L38 188ZM153 186H154V188H153ZM86 188H88V187H86ZM155 188H157V189H155ZM195 191H197V193ZM3 192H4V194H3ZM100 192L101 193L111 194V195H116L118 191L116 189H114V190L113 189H111V190L102 189V190H100ZM132 195H134V194L132 193ZM132 195L129 194V196H127L128 199H130V198L132 199L133 197H130ZM189 196H190V198H189ZM193 197H194L195 200H193V203H192V199L191 198H193ZM123 198L124 197L120 198V200H118L116 205H115V203L113 204L111 202H106V203H102V204L93 203V205H91L89 207V210L91 209L90 210L91 213L101 212L102 210L106 209L109 205H110L109 207H111V206L114 207V206H117L119 204V202H120V204L121 203L123 204V202H124ZM176 198H178L177 202L175 201ZM182 198L184 200L188 201V202H186L188 204L183 202L185 205H182L183 204V203H181V200H183ZM248 200H250V198H248ZM178 201H179L180 205H179ZM239 201H241V200H239ZM239 201H237L236 203L237 204L240 203ZM206 203L209 204V202H206ZM171 205H174V206H171ZM103 206H105V207L107 206V207L103 208ZM206 206H207V210H210L211 212L220 207V205H219V207H217V206H213L211 204L206 205ZM192 209H193V211H190ZM224 209H225V206L222 207V210L219 208V210H221V211H223ZM125 210L127 212L126 211L121 212L122 215H121L120 212H116V217L119 218L121 216V220L122 221L128 219V221L130 220L129 223L130 222L134 223L140 218L137 214L133 213V210H132V212L131 211L129 212V210H131V209H125ZM186 212H189V213H186ZM223 212L224 213H233V214H235V210L232 212L231 209H229V211H227V209H225V211H223ZM126 216L128 218H126ZM226 217L227 216H225V214H223L220 218H221V220H224V219H226ZM90 219H91V225H95L96 221L92 220V218H90ZM187 223H190V220L187 219ZM109 224L110 225H108V227H109L110 231H114L115 229H118L117 227H115V224H113L114 226L111 223H109ZM68 225H70V224L68 223ZM130 225H131V223H130ZM143 225H144V228H141L139 226H135V228H133V227L130 228V226L129 227L125 226L123 228L124 231L120 230V231H123L124 233H121L120 231H118V232H120V236L121 237L118 236L120 238H118V239L116 238L117 240L113 239L111 235H110L111 237L109 236V234H111V233L110 232L108 233V230L101 232L100 234L102 236L99 233H97L96 235L95 234L92 235L93 234L92 233L90 236L88 234L89 242L92 243L94 246H95V243H97L96 246H95L96 249L100 250V248L102 247L101 253H103V255L104 254L107 255V257L105 259H101L100 261L98 260L97 263H100V264H103V263L104 264H111V263H113V264H115L118 261V259H119L118 264L119 263L120 264H125V263L127 264L128 263L127 261H129V259L131 260V259H136V258H137L136 262L137 261L139 262L138 264H140V262L143 263L144 258H145L143 256H145V253L139 254V252H137L138 255H139L138 256L137 253H135V251H134V249H135L134 247L137 246V244H135V243H136V240L138 241V239L141 237V235H143L145 233V229L146 228L148 229V226L150 225V227H151L153 224L152 223L149 224V222H148L146 224L144 223ZM234 225L235 224L233 222L232 226L234 228L238 227V226H234ZM69 227H71V226H69ZM150 227H149V229H150ZM125 228H127V229L125 230ZM172 230L174 231V232L172 231V234H174V233L175 234L172 236V238L170 237L171 239H169L170 241H169V244H168V248L175 249V248H173L174 246H176L175 241H177L178 243H181V247L177 243V245H179V247H180L179 250H181V251H183V250L186 251L187 249L188 250H190V249L192 250V248L194 246L197 247V243L193 242L194 238H191L192 236L194 237V235L192 233L191 234L188 233V235H189L188 236L187 232H183L184 233V235H183V233H182L183 230L181 229V227H178V226H174L172 228ZM141 231H143L144 233L141 232ZM179 231H181V233ZM99 235L101 237H99ZM107 235L109 236V239H107L108 238ZM139 235H140V237H139ZM180 235H181L182 238L180 237ZM71 236H72V234H71ZM75 236H74V239H75L74 242L73 243L71 242L72 245L70 244L71 246H77V244H78L77 242L81 241V240H79L80 238L76 239V238H78V236H76V238H75ZM128 236H129V238H128ZM136 237H138V238H136ZM101 238H102V240L104 238V240L101 241ZM125 238L128 239V241H130V242L128 243V241H126V243H127L126 244L125 243V240H126ZM130 238L132 239V241L129 240ZM134 238H135V240H134ZM178 238H179V240H178ZM180 238H181L182 242H180ZM122 239H125V240L123 241ZM108 240L111 243L114 240V242L112 243V247H110L111 243L108 242ZM190 240H191V243L188 244ZM59 241L61 242V239H58L56 242H59ZM99 241L103 242L104 244L105 243H107V244L109 243L108 244L109 247H107L108 246L107 244H105L103 246V243H101ZM131 242H132V247L134 246L133 249H131L132 248L131 244H130ZM170 242H172V243H170ZM158 243H160V240H158ZM174 243H175V245H174ZM187 244H188L189 247L186 246ZM191 244H194V246L191 245ZM99 246H101V247L98 248ZM127 246H128V248H127ZM113 247H115V248H113ZM177 247L178 246H176V248ZM184 247H187V249L186 248L183 249ZM196 247H195V249H196ZM107 248H110V249L108 250ZM195 249L193 248V251ZM103 250H105V251H103ZM129 250H130L131 254L129 253ZM132 251H134V252H132ZM106 252L109 253V256H108V253H106ZM133 253L135 254L134 257L131 256ZM127 254H129V255H127ZM141 255H142L143 259L141 258ZM185 255L188 256L189 254L185 253ZM24 256H25V258L27 260L30 259L31 260L30 262H33V261L35 262V260L38 259V256H36L35 254L34 255H29L30 257L27 256V255H24ZM108 257H109V259H108ZM138 259H140V260H138ZM36 264H38V262Z\"/></svg>","mask_w":264,"mask_h":264}]
</instances>
